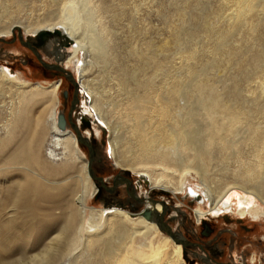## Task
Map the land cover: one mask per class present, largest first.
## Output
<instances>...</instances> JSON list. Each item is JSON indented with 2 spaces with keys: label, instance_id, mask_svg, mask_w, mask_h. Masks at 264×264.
<instances>
[{
  "label": "bare ground",
  "instance_id": "obj_1",
  "mask_svg": "<svg viewBox=\"0 0 264 264\" xmlns=\"http://www.w3.org/2000/svg\"><path fill=\"white\" fill-rule=\"evenodd\" d=\"M78 1L82 0H61L58 14L49 9L43 15H35L37 23L30 24L33 11H29L28 16L11 9L12 4L17 3L19 10L25 0H0L3 13L0 36L23 28L28 40L33 42L42 31H49V36L53 37L48 42L49 53L64 67L75 66V78L82 90L79 93L84 99L82 113L98 118L101 123L98 126H105L110 132L107 155L120 169L145 175L152 189L174 193L190 186L189 195L208 202L206 209L198 206L194 210L199 222L228 213L238 214L239 218L250 216L254 221L263 220L264 177L261 182L254 183L255 169L248 167L249 172L240 177L241 181L217 182L210 179L207 163L213 159V150L224 152L230 144L246 138L262 143L260 154L264 153L263 98L262 102L256 97L251 102H243L238 91L236 102H230L224 88L196 77L191 92L186 86L187 79L190 74L196 76L197 69L189 64L192 55L182 39H171L173 35L155 44L148 41L140 50H134L138 61L149 63L145 78H137V65L130 72L127 64L117 61L119 57L115 52L107 51L108 42L104 44L94 31L95 34L92 31L88 34L91 27L90 30L86 27L88 32L84 29L89 37L84 31V34L79 33L82 26L74 22ZM254 1L236 0L232 12L236 21L230 24L231 32L238 27L239 21L253 24L257 11ZM78 18L81 22L88 20H84L86 17L81 13ZM87 23L89 25L90 21ZM102 32L110 34L105 24H102ZM220 49V44L215 47L217 52ZM262 49L264 51V47ZM256 53L249 58L252 66H259L260 53ZM110 61L117 66L111 81H115L116 94L121 97L119 101L114 99V104L109 102L105 89L96 87L90 82L91 78L88 80L89 76L95 79L97 66L106 71ZM129 74L131 79H128ZM158 75L162 76L161 84L156 81ZM59 83L51 84L48 94L53 95V99L58 98ZM39 89H43L41 84L31 85L20 80L9 68L0 66V264L12 261L9 259L12 256L8 255L17 250L18 241L31 254V261L40 260L38 264H57L65 254L66 264H81V260L84 264H193L184 260L182 243L169 235L156 241L159 228L154 220L133 215L130 210L118 206H90L88 199L98 187L92 191L88 189L91 178L88 160L82 154L78 137L72 130L59 125L56 110L59 98L48 113L43 107L47 104V92ZM193 93L197 94L199 102L192 100ZM119 106L133 113L126 117V121L131 122L130 133L137 139L133 146L121 141L120 127H115L114 118H111L109 111ZM197 115L207 122L204 128L197 127ZM97 129L95 132L99 135L101 131ZM186 151L193 159L186 161L181 154ZM260 154L262 160L258 168L264 173V154ZM80 159L85 160V164L76 175L75 171L80 172ZM158 166L162 167L158 169ZM197 177H200V184L195 189L188 181ZM147 205L154 213L163 210L160 202L147 201ZM52 249L58 252L48 259ZM81 249L89 252L88 257L81 255ZM255 259L257 257L252 261Z\"/></svg>",
  "mask_w": 264,
  "mask_h": 264
},
{
  "label": "rangeland",
  "instance_id": "obj_2",
  "mask_svg": "<svg viewBox=\"0 0 264 264\" xmlns=\"http://www.w3.org/2000/svg\"><path fill=\"white\" fill-rule=\"evenodd\" d=\"M86 1L82 0L80 3L78 1L77 4H79H76L77 12L74 11V20H76L74 22H80L79 25L82 26V28L79 26L82 29H79V33H83V31L85 33V30L88 32V26L89 30L91 27L90 33L88 32V34L90 35L94 31L96 32L95 36L100 38L104 44L108 42V45L106 44L108 47L107 51L115 52L117 57H119L117 61L127 64L130 68V72L133 70L135 64L137 65V78H145V74L148 72L147 67L149 66V63L147 60L138 61L137 56L134 54V50L136 48L140 50L143 44L148 41H151V43L153 42V44H155L156 41L159 42L162 38L173 35L171 39H176L177 37L182 39L185 47L192 55L189 64L197 69V72L195 73L196 76H194V74H190L191 76L187 79L186 86H189V88H191L190 90L194 88L195 80H197L196 78H205L215 86L224 88L225 93H227L225 96H227L226 98H228L230 102H236L235 100H237L236 97L238 96L243 102H251L255 97L260 98V102L264 100V76H262L264 75V68H262V66L264 67V51H262V48L264 47V0L254 1V6H256L255 11H257L255 18L253 19V24L250 26L248 23H246V20L239 21L238 27L236 28L237 30H232V32L230 24L236 21V17L232 15V12L234 11L233 8L236 7V0ZM81 5L83 6L81 7ZM17 6V3L12 4L11 9L15 11V13L19 12L21 14L27 15L29 11H33V20L30 21V24H35L37 23V16L35 15H43V13H46L45 11H48L49 9L50 11L56 12L58 14L60 12L59 10L62 6V2L61 0H57L56 2L53 0H25L24 4L19 7V10L17 9ZM80 13L82 16L84 15L86 17L84 20H88L81 22L78 18L80 17ZM86 13L88 16H86ZM0 17H3V13L1 11ZM88 17L94 19V21ZM89 21L90 23L87 25V22ZM84 22L86 23L84 24ZM81 23H83L84 27ZM90 24H94L93 27ZM102 24H105V26L109 29L110 34H105L102 32ZM205 26H207L208 29H206ZM21 31L23 40L28 41V35L23 28H21ZM88 34L85 33L87 37H89ZM225 34L228 35L223 38L222 35ZM2 38L4 40H0V66L9 68L12 70V73L17 74L20 80L27 81L31 85L41 84L43 89L39 90L47 92V104L43 107L46 108L48 113H50L55 105V101H58L59 98V104L56 105L57 115L61 110L67 117L70 111L72 99L74 97V84L65 76L59 75L54 70L49 71L48 68L44 67L37 58L34 51L25 45L20 39L17 28L11 35L2 36ZM52 38L53 37L48 36L44 44L35 46L43 59L47 62H57L55 55L49 53L51 48L48 46V42H51ZM35 41L38 42V40ZM87 41L89 43L88 39ZM219 44L221 45V49L217 52L215 47ZM68 45L69 44L65 46L67 47ZM74 45L75 44H73V46ZM236 51H238V53H236ZM256 52L260 53L259 55L261 61L259 60L258 62L259 66H252L249 64V60L251 59L250 56L258 54ZM228 61L231 62L228 63ZM239 61L242 62L240 63ZM110 62V65L106 71H102L103 69L99 67L100 65L97 66L96 73L94 75L96 76L95 79H92V77L89 76L88 80L91 78L92 81L90 79V82H94L96 87L100 88L101 90L105 89L110 97L108 98L110 100L109 102L114 104L115 101L113 100L115 99L119 101L121 97L116 94L115 88L117 85L115 81H111L117 66ZM73 66L74 65L69 66L68 69L72 71L75 77V66ZM136 74L133 73L134 76H136ZM129 77L130 78L128 79H131V74H129ZM252 79L255 80L253 81ZM162 80L163 79L161 75L156 77L157 83L161 84ZM56 81L61 82L57 90L58 98L56 97L53 99V95L51 96L48 93L52 90L51 84ZM235 81L236 83H234ZM237 83L238 87H236ZM79 89L81 90L80 87ZM64 91H67L68 93L66 100L63 97ZM238 91L241 92L239 95ZM191 92H193V90ZM192 100L194 102H199L197 94L193 93ZM83 101L84 99L80 94V103L75 110L73 118L75 121H78L83 132L87 134L89 131V136L95 138L96 141L94 142V150L96 153V159H94L95 162L93 163L94 171L97 176L107 179L106 184L109 187H113L114 179H116L117 174L120 173L121 169L114 162H112L114 160L110 159V157L107 158L106 155V152L108 151L109 153L110 149V132L106 131V133H104L102 127L98 126V124L101 123L93 122L91 127L82 125L80 116L82 114ZM109 109H111V107ZM109 112L111 114V118H114V126L120 127L119 134L121 136V141L123 140L124 144L130 142L129 144H131V146L135 145V141L137 139L136 136L134 137V135L130 133L131 122L129 123L126 121V117L133 113L129 110H125L122 106L117 108L114 107V110L111 109ZM89 117L94 119L91 116ZM196 118L197 127L204 128L207 122L203 120L200 115H197ZM168 125L172 126L170 122H168ZM67 129H70L75 133L74 129L69 125V123ZM95 129H97L99 132L101 131L99 135L96 134ZM102 141H106L105 144H103ZM261 145L262 143L251 141L249 138H246V140L243 139L240 143L235 145L230 144L228 150L224 152H220V150H213V159L208 160L207 162L209 174H211L209 177L212 176L210 179L213 181L217 180V182H220V180L225 182H237L240 180V177L246 175L249 172L248 167H251V170L255 169L253 176V179H255L254 183L261 182L262 178L264 177L263 170L258 168V164L262 160V158L258 156L261 153ZM79 146L82 154H84V157L87 159L88 148L82 147L80 144ZM181 154L186 158V161L193 159L192 154L188 151ZM197 161L198 160L196 159V162ZM111 163L117 168H115ZM78 164L81 167L80 172H74L76 175L81 173L83 164H85V160H78ZM161 167L162 166H158V169ZM131 179L134 181V183H136L138 174L132 171ZM121 181L122 180L119 178L118 184L116 185V189L114 191H109L105 188L102 189V187H99L97 192L88 199L90 206L96 208L105 207L102 200L99 198L100 194H104L112 200L113 197L125 199L127 197V185L124 183V181ZM89 182L88 189L90 191L94 190L96 186L98 187L94 178L91 177ZM188 182L196 187L195 185L200 184V177L192 178L191 182ZM137 190L139 193L141 192L144 194L149 189L147 185L143 183L142 186H140V188ZM171 197L172 198L165 196V199L169 204L176 205L182 210L186 211L188 215H190L191 219H185L174 208H171L167 218L170 217L171 214L177 215V218L173 219V221L170 222V225L174 229L177 228L178 230L185 232H187V229H192L195 227L200 233L202 230V225L199 226L196 224V219L193 214V209L200 206L199 201L194 199L192 196H188L187 191L180 192L176 195L171 194ZM156 198H160V195L157 194ZM143 206L144 205H139L135 210H140L143 208ZM201 206L206 209L203 204H201ZM130 208L128 207V209ZM227 216L228 218H225ZM238 216L240 217L238 214L228 213L226 216H220L209 221V223L216 227V229H232V232H226L222 234V242L219 241L220 245H218V248L222 249L223 252L220 257H216L215 259L223 262L221 264H224V262H232L234 264H260V258H263L264 264V218L260 221H254L250 216H247V218H239ZM163 236H168V234L159 228L156 235V241H159L161 238H163ZM141 242H138V244ZM223 242L225 243L223 244ZM18 246L19 247L14 253L11 251L12 255H8L12 256L9 258L12 260L9 264H38L40 262L39 259L36 260L37 263L31 261V254L26 251L25 246L19 241ZM168 250H171V248ZM57 252L58 250L52 249L50 254L47 256L48 259L55 257L53 254H56ZM64 252L67 253L66 250ZM80 252L81 255L88 257L89 252L87 250L84 251L81 249ZM243 254L246 256L245 263L240 262V257ZM188 256L189 258L187 259L185 253L184 260L187 259V263L190 262L194 264L195 261H200H193V256L190 255V253ZM251 257H257V261L252 262ZM60 259L58 260L57 264H66V254L65 256H61ZM81 264H84L82 260Z\"/></svg>",
  "mask_w": 264,
  "mask_h": 264
},
{
  "label": "water",
  "instance_id": "obj_3",
  "mask_svg": "<svg viewBox=\"0 0 264 264\" xmlns=\"http://www.w3.org/2000/svg\"><path fill=\"white\" fill-rule=\"evenodd\" d=\"M17 30L19 31L20 39L23 41V43L25 45H27L29 48H31L34 51L37 58L39 59V61L42 63V65L44 67L56 71L59 75L65 76L69 81H71L74 84L75 92H74V97H73L72 102H71L70 111H69L67 117L63 111L60 110L58 112L59 125L62 126L64 129H66L68 126V123H69V125L74 129L75 134L78 137L79 144L82 147L88 148V158H87V160H88V172H89L90 176L96 180V185H98V188L102 187V188H105L109 191H114L116 189V185L118 184V180L120 178L121 180H124L126 182L127 186L131 189L130 194L132 195L133 200H134V204H135V205L132 204L133 205V206H131L132 208L129 207L130 209H128V207H126V205L123 201L112 200L104 194H102L100 196V199L102 200L103 205L105 207L115 205V206L130 210L133 215L139 214V215H142L149 220H154L157 223L158 227L162 231H164L166 234H168L174 241L182 243L183 247H184L187 243V240L185 239V237L180 232L173 230L172 226L168 223V221H171L172 219H174L175 216L171 214V216L166 219L167 215L170 213V209L175 208V205L169 204L168 201L165 199V196L172 198L171 194H173V195H176V194H174L168 190L161 189V188L160 189H152L150 187V182H149L148 178H146V176L142 175V174L138 175V179L136 180V183L133 184V180L131 179L132 171L129 169H122L121 168L120 173H118L116 179H114V186L113 187H109L106 184V179L104 177L96 175L94 168H93L94 159H96V153L94 150V146H95L94 142L96 140L94 137L92 138L91 136H87L86 133L82 131L81 126L79 125L78 121H75L73 118L75 110H76L78 104L80 103V95H79L80 89L78 87V80L76 81V78L74 77L72 71L69 70L68 68L64 67L63 65H61L58 59H57V62H47L43 59L41 54L37 51L35 46H40V45L44 44L45 40L49 36V31L44 30L40 33V36H36V40H38V42H36V41L30 42L29 40L24 41L23 36H22V31L19 28H17ZM0 40H4L2 38V36H0ZM63 97L65 100L67 99V97H68L67 91H64ZM80 119L82 121L83 126L91 127L93 122L94 123H100L98 118L91 119L89 117V115H87L85 113L81 114ZM102 129H103L104 133H106V131H107L106 127L103 126ZM102 142H103V144H105L106 141H102ZM143 183H145L149 189L144 194L139 193L137 190L138 188H140V186H142ZM190 189H191V187L189 186L188 190H187L188 195L191 191ZM157 194L160 195V198H156ZM189 196H191V195H189ZM194 199H196V198H194ZM147 201H150L152 203H156V202L162 203L163 210L160 213H154L151 210V208L147 205ZM139 205H144V206L142 209L136 211L135 209ZM184 255H185V251H184ZM186 258L188 259L187 256H186Z\"/></svg>",
  "mask_w": 264,
  "mask_h": 264
},
{
  "label": "flooded vegetation",
  "instance_id": "obj_4",
  "mask_svg": "<svg viewBox=\"0 0 264 264\" xmlns=\"http://www.w3.org/2000/svg\"><path fill=\"white\" fill-rule=\"evenodd\" d=\"M49 71H52L51 69H48ZM64 94V92H63ZM81 93H79L80 95ZM82 95V94H81ZM87 135V134H86ZM108 151L106 152V155H107ZM109 155H107L108 157ZM110 157V156H109ZM100 160V159H99ZM95 162V161H94ZM112 164V163H111ZM113 165V164H112ZM114 166V165H113ZM115 167V166H114ZM93 168H94V164H93ZM117 168V167H115ZM106 179V178H105ZM107 181V179H106ZM124 181V180H122ZM114 183V182H113ZM124 183H126L124 181ZM133 184L134 181H133ZM127 185V184H126ZM196 186V185H195ZM195 189H197L196 187H194ZM103 189V188H102ZM130 188L127 186V197L125 199H120L118 197H113V200L115 201H123L126 205V207H131L133 206L132 204H134V200H133V197L132 195L130 194ZM188 189H185V190H180L178 192H175L174 194H177V193H180V192H183V191H187ZM116 193V192H115ZM102 194L99 195V198ZM188 195V194H187ZM189 196V195H188ZM192 197H194L193 195H191ZM196 198V197H194ZM197 199V198H196ZM199 200V205L201 206V204L204 205V207L207 205V201L206 199L203 200V198H199L197 199ZM206 203V205H205ZM135 205V204H134ZM181 216H183L185 219H191L190 218V215H188V213L184 210H182L181 208H179L178 206L175 205V208H174ZM128 210V209H127ZM194 210L195 208L193 209V214H194ZM175 216V214H174ZM221 216H224V215H221ZM226 216V215H225ZM194 217H195V221H196V224L197 225H202V230L201 232L199 233V231L193 227L192 229H187V232L185 231H182V230H178L177 228H173V230L177 231V232H180L184 237L185 239L187 240V243L186 245L184 246V251L186 253V256L189 258L188 254L190 253V255L193 256V261L194 260H201L199 261L198 263L200 264H203V263H212V264H221L223 262H220L219 260L215 259L216 257H220L221 254H222V249H219L218 248V245H220L219 241L222 242L221 238H222V234L223 233H226V232H232V229L230 228H224V229H216V227H214L213 225H211L209 223L210 220L214 219V218H218L220 216H217V217H208V218H204L202 219L200 222L197 220V217L196 215L194 214ZM239 217V216H238ZM175 218H177V215L175 216ZM174 218V219H175ZM225 218H228L225 217ZM167 219V217H166ZM173 221V219L171 220ZM171 221H168V223L170 224ZM225 242H223L224 244ZM201 251V252H200ZM202 254V255H199ZM212 258V259H211ZM241 263H245L246 262V256L243 254L241 257ZM252 258V257H251ZM256 258V257H255ZM208 260V261H205ZM263 258H260V264H263V260H261ZM257 261V259H255ZM251 261L252 262H255ZM196 263V261L194 262ZM224 264H234L232 262H224Z\"/></svg>",
  "mask_w": 264,
  "mask_h": 264
}]
</instances>
